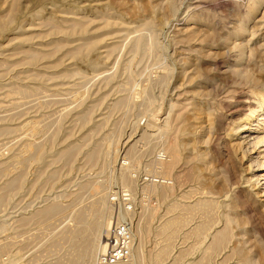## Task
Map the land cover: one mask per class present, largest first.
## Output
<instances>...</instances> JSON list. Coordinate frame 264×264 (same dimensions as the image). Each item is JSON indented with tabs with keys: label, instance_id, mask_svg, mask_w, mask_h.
Segmentation results:
<instances>
[{
	"label": "rangeland",
	"instance_id": "obj_1",
	"mask_svg": "<svg viewBox=\"0 0 264 264\" xmlns=\"http://www.w3.org/2000/svg\"><path fill=\"white\" fill-rule=\"evenodd\" d=\"M121 189L126 264H264V0H0V264H96Z\"/></svg>",
	"mask_w": 264,
	"mask_h": 264
},
{
	"label": "built area",
	"instance_id": "obj_2",
	"mask_svg": "<svg viewBox=\"0 0 264 264\" xmlns=\"http://www.w3.org/2000/svg\"><path fill=\"white\" fill-rule=\"evenodd\" d=\"M163 159L164 155L157 153L156 160L162 161ZM132 177L137 179L142 185H159L163 181L159 175L147 172H133ZM108 200L113 212V220L107 231L101 236L95 262L96 264H126L130 260L134 243V221L132 222V219H129L128 216L122 217V215L128 214L134 217L136 197L131 192L121 189L119 192L110 193ZM140 200L155 204L154 199L144 193L140 194Z\"/></svg>",
	"mask_w": 264,
	"mask_h": 264
},
{
	"label": "bare ground",
	"instance_id": "obj_3",
	"mask_svg": "<svg viewBox=\"0 0 264 264\" xmlns=\"http://www.w3.org/2000/svg\"><path fill=\"white\" fill-rule=\"evenodd\" d=\"M81 27V26H80ZM137 40V39H136ZM134 43H136V41H134ZM145 48H146V46H145ZM146 51V50H145ZM23 62V61H22ZM147 62V61H146ZM106 74V73H105ZM78 75V74H77ZM63 76V75H62ZM71 77V76H70ZM17 90V89H16ZM22 94V93H21ZM36 97V96H35ZM144 97V96H143ZM28 98V97H27ZM151 99V98H150ZM25 102V101H24ZM28 102V101H27ZM120 103H121V101H120ZM23 104V103H22ZM121 105H122V103H121ZM120 106V105H119ZM67 109V108H66ZM147 109V108H146ZM145 110V109H144ZM114 111V110H113ZM83 117V116H82ZM87 117V116H86ZM107 118V117H106ZM56 121V120H55ZM102 125V124H101ZM99 126V125H98ZM167 128H168V126H167ZM53 129V128H52ZM98 129V128H97ZM56 130V129H55ZM163 130V129H162ZM166 130H169V129H166ZM166 130H164V131H166ZM160 131V130H159ZM167 132V131H166ZM161 133V132H160ZM51 135H52V133H51ZM161 136V135H160ZM44 139V138H43ZM146 141V140H145ZM170 141H172L171 139H170ZM170 141H168L166 144H167V146L165 147V150H164V153H166V154H169L168 156H169V159L168 160H165L166 162H164L163 164H161V167H159L161 170H163L164 172H166V173H170V170L173 168V166L176 164V162H177V145L174 143V142H170ZM36 143V142H35ZM29 146V145H28ZM40 146V145H39ZM33 147V146H32ZM26 149V148H25ZM21 151H23V150H21ZM26 151V150H25ZM35 153H37V151H35ZM33 154V153H32ZM31 154V155H32ZM94 154V153H93ZM96 155V154H95ZM94 155V156H95ZM129 156H130V154H128ZM93 156V155H92ZM35 157V156H34ZM34 157H32V158H34ZM36 157L38 158V156L36 155ZM16 158H18V157H16ZM31 158V159H32ZM131 158V157H130ZM34 160H36V158L34 159ZM89 160V159H88ZM87 160V161H88ZM25 161V160H24ZM94 161H95V158H94ZM129 161V160H128ZM52 164V163H51ZM260 165V164H259ZM25 166V165H24ZM49 166V165H48ZM262 168V167H261ZM56 179V178H55ZM260 179H262L263 180V178H260ZM19 182V181H18ZM17 183V182H16ZM18 184V183H17ZM162 184L164 185V184H168V183H166L165 181H162ZM85 187H86V185H85ZM84 187V188H85ZM96 189H97V187H96ZM93 190V189H92ZM161 190H163V189H161ZM95 191H97V190H95ZM161 194H162V192H161ZM160 194V195H161ZM164 194V193H163ZM165 195V194H164ZM81 197V196H80ZM1 201V200H0ZM2 203V202H1ZM58 206V205H57ZM48 207V206H47ZM59 208V207H58ZM58 208H56L55 206H49L48 208H45V210H44V212H47L46 214L48 215V214H51V213H55V211H57V209ZM64 208V207H63ZM128 215V214H127ZM42 218V217H41ZM134 232V231H133ZM223 236V235H222ZM133 237H134V234H133ZM225 238V237H224ZM215 242V241H214ZM219 242H221V240H220V237L217 239V241H216V243H219ZM133 245H134V243H133ZM215 245V244H214ZM218 246H220V245H218ZM215 248V247H214ZM207 252V251H206ZM131 253H132V251H131Z\"/></svg>",
	"mask_w": 264,
	"mask_h": 264
}]
</instances>
